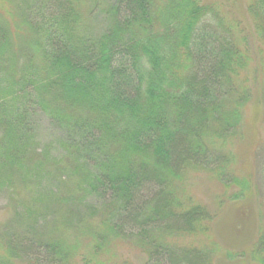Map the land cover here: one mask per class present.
I'll list each match as a JSON object with an SVG mask.
<instances>
[{"label":"trees","instance_id":"obj_1","mask_svg":"<svg viewBox=\"0 0 264 264\" xmlns=\"http://www.w3.org/2000/svg\"><path fill=\"white\" fill-rule=\"evenodd\" d=\"M247 8L250 30L217 31L207 0H0V191L39 187L1 224L0 264H133L124 248L147 264H211L214 217L183 181H238L228 148L257 95L252 53L264 61V0ZM38 112L64 132L60 157L33 144ZM88 199L104 201L95 215L68 206ZM54 203L67 208L40 225Z\"/></svg>","mask_w":264,"mask_h":264},{"label":"rangeland","instance_id":"obj_2","mask_svg":"<svg viewBox=\"0 0 264 264\" xmlns=\"http://www.w3.org/2000/svg\"><path fill=\"white\" fill-rule=\"evenodd\" d=\"M249 2L250 0H207V3L215 9V13L218 15L211 19L212 28L218 31L230 25L234 20H239L245 30H250L248 27L250 17L247 13ZM93 26L94 33H99L101 30L98 29H104L107 26L105 17L98 15ZM252 43L256 48L255 43L257 42L252 41ZM252 56L256 64L247 73L248 80L252 83L255 95H257L251 100L249 108L248 105L246 107L244 124L240 131L242 140L233 142L228 148L234 165L231 168L234 175L228 177V180L237 178L238 181L231 182L230 187L232 188L224 187L207 170H193L183 181L186 185V194L193 200L197 199L207 204L214 217V224L209 233V241L216 246L208 255L211 264H264V252L256 253L258 239L264 233V103L263 89L259 91L260 83L264 84V61L260 65L259 56L257 58L254 53ZM255 66H258L260 74L252 75L251 70ZM248 123L253 125L252 129ZM32 130L35 148L46 150L54 157H60L63 154L64 132L55 126L43 112H38L33 117ZM68 177L69 191L71 188L77 187L80 177L75 174H69ZM49 178L52 180L56 177ZM244 180L246 189L242 190L240 183ZM245 183L242 186L245 187ZM53 185L56 188L62 187L61 183ZM53 185L47 183L42 189ZM38 188L36 187L32 191L26 189L20 197L15 196L6 188L1 190L0 226L14 212L29 209L35 197L33 191H35V195ZM236 195L239 197L236 198ZM103 200L88 199L82 204L70 201L68 206L71 210H77L78 213L95 215L93 208L103 204ZM49 207L41 211L42 215L37 216L40 225H44L46 216L60 218L62 210L67 208V205L56 206L54 203V206ZM121 252L133 264H147L144 255L133 254L127 248L121 249ZM158 261L163 263L161 259ZM164 264L168 263L164 261Z\"/></svg>","mask_w":264,"mask_h":264}]
</instances>
